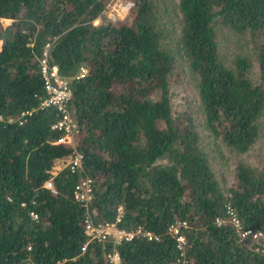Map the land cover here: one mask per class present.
I'll return each instance as SVG.
<instances>
[{"label": "trees", "instance_id": "obj_1", "mask_svg": "<svg viewBox=\"0 0 264 264\" xmlns=\"http://www.w3.org/2000/svg\"><path fill=\"white\" fill-rule=\"evenodd\" d=\"M129 1L123 20L94 24L109 0H0V264H108L112 243L88 240L85 209L73 199L84 172L93 179L95 222L114 221L121 206L119 227L159 236L118 244L119 264H172L167 227L176 219L188 224L190 264H264V168L237 161L235 186L225 187L193 117L173 111L169 97L173 84L195 86L203 128L236 155L264 138V0H178L171 29L160 0ZM2 18L12 22L4 27ZM219 22L248 34L256 75L241 47L223 51ZM47 43L61 75L87 69L71 82L75 148L51 129L57 112L38 107ZM75 150L84 172L66 165L53 175ZM50 179L55 193L43 186ZM233 217L262 235L240 241Z\"/></svg>", "mask_w": 264, "mask_h": 264}, {"label": "built area", "instance_id": "obj_2", "mask_svg": "<svg viewBox=\"0 0 264 264\" xmlns=\"http://www.w3.org/2000/svg\"><path fill=\"white\" fill-rule=\"evenodd\" d=\"M132 5V1L125 2L124 6L121 7L123 15L128 12ZM49 47L50 43H47L41 57L38 59L39 72L44 90V96L41 98L38 107L42 109L53 108L57 112L59 117L54 123H52L51 129L62 132L63 136L58 142L69 144L75 148L78 127L72 118L68 107L72 96L71 82L74 77L81 78L86 75L87 69L86 67L81 66L75 76L68 77L61 75L58 66L50 60ZM30 113L31 111L22 112L21 117ZM11 120L12 119H9V121ZM20 122L22 121L20 120ZM67 166L71 173L84 172L81 153L75 150L74 155L70 158ZM79 179L80 180L76 183L73 189V199L85 209L83 219L84 233L87 235L89 241L96 240L97 242H103L108 240L112 243V251L106 255L108 264L120 263V256L116 246L123 241H131L137 237H143L151 241L159 240L158 235L145 230L142 226H136L131 229L119 227L118 223L120 222L122 215L121 206L118 208V214L114 221L95 222L93 218L94 211L91 210L93 179L85 172ZM43 186L55 193L51 179L46 180ZM30 216L34 220L37 219V215L33 212H30ZM233 222L235 223V229L239 232L240 241L248 238L257 239L262 235V233L250 229L241 230L239 221L234 217ZM187 228V222L178 219L167 227V233L173 237L177 252V256L172 264H190L186 253L187 241L184 233Z\"/></svg>", "mask_w": 264, "mask_h": 264}, {"label": "rangeland", "instance_id": "obj_3", "mask_svg": "<svg viewBox=\"0 0 264 264\" xmlns=\"http://www.w3.org/2000/svg\"><path fill=\"white\" fill-rule=\"evenodd\" d=\"M127 1L129 0H109L104 9L103 15L101 18L95 20L94 24H99L102 19L110 20L112 22L123 20L127 16L129 10L125 15H123L121 7L124 6L125 2ZM177 2L178 0L159 1L160 7H163V9L168 7L170 9V16L165 18V22L167 26H170V29L172 26L177 25L176 19L171 16L172 14H177V10H175V5ZM11 22V19H1V23L4 27L9 25ZM215 28L217 31V38L220 42V46L223 47V51L227 53L228 56H231L235 50L230 49V46L228 45L229 43H233L241 47L239 52H242L251 58V75H256L258 72V62L256 59L255 50L253 49L252 41L248 37V34L234 33L232 30L221 25L220 22L215 23ZM222 55L224 56L223 53ZM177 61L178 72L186 76V71H184L186 66L185 61H183L181 58H178ZM169 89L172 110L191 114L195 124H197V130L200 133L201 147L207 154L210 165L215 172L218 181L221 182L225 187L235 186L236 180L234 176V168L237 161L244 162L251 166H256L259 169L264 168V138H262L259 143L252 147L248 152L239 155L234 154L230 148L221 141L220 138L211 136L209 132L203 128V125L201 124L203 115L200 111V104L197 99V89L195 86H192V84L189 82H185L183 85L179 82L171 85ZM260 126L261 130L264 131V115L260 118ZM163 162H167L166 157L159 161V163ZM67 163L68 162L55 164L51 170V173L56 175L60 170L65 168Z\"/></svg>", "mask_w": 264, "mask_h": 264}]
</instances>
